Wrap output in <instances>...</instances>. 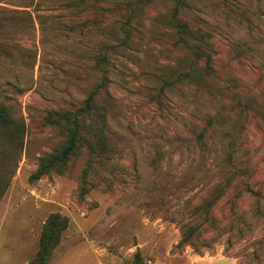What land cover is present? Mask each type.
I'll use <instances>...</instances> for the list:
<instances>
[{"label": "rangeland", "instance_id": "rangeland-1", "mask_svg": "<svg viewBox=\"0 0 264 264\" xmlns=\"http://www.w3.org/2000/svg\"><path fill=\"white\" fill-rule=\"evenodd\" d=\"M65 1L0 0V264H30L54 213L67 226L47 264H264V0H185L208 62L177 41L169 1L127 43L121 0ZM103 75L106 150L31 180L66 141L47 110L81 106Z\"/></svg>", "mask_w": 264, "mask_h": 264}, {"label": "trees", "instance_id": "trees-1", "mask_svg": "<svg viewBox=\"0 0 264 264\" xmlns=\"http://www.w3.org/2000/svg\"><path fill=\"white\" fill-rule=\"evenodd\" d=\"M154 0H121L118 2L122 5L121 20L117 22L118 31L122 33V42H128L133 36L132 21L141 13L143 8L148 7ZM172 3V13L168 20V24L174 31L177 41L194 47L196 56L205 57L208 62L211 57L199 45V42L207 43L210 40L209 29L201 30L194 28L183 18L184 9L189 7V3L185 0H161ZM66 10H77L79 14L89 12V10L97 9L96 4L90 3L88 0H66L63 3ZM85 22H78V24ZM80 26V25H79ZM80 26V27H84ZM106 52H99L95 62L96 67L101 69L107 63ZM103 70V69H102ZM106 77L103 75L97 87L83 101V104L75 108L48 109L44 117V123L56 126L66 137V141L57 151L45 154L40 158L37 168L32 172L30 179L37 180L42 175L50 171L62 173L67 168V161L84 145L89 151V157H94L100 152H104L107 148V140L104 128L107 124V107L97 101V93L99 88L105 86ZM159 103H162L158 99ZM6 109L0 105V124H7ZM16 128V135H18ZM21 134V133H20ZM199 133V137L202 136ZM80 191H85V185H81ZM67 226V219L59 213L51 214L45 221L40 236L39 245L35 256L30 264H47L52 255L53 249L58 245L62 231ZM192 228L186 229V237L191 234Z\"/></svg>", "mask_w": 264, "mask_h": 264}]
</instances>
